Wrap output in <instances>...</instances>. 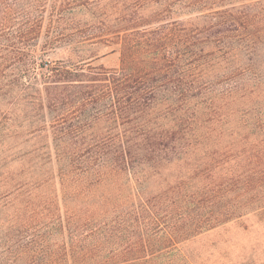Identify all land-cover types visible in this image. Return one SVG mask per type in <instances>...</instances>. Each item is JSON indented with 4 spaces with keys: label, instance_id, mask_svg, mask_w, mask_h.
Returning <instances> with one entry per match:
<instances>
[{
    "label": "trees",
    "instance_id": "16d2710c",
    "mask_svg": "<svg viewBox=\"0 0 264 264\" xmlns=\"http://www.w3.org/2000/svg\"><path fill=\"white\" fill-rule=\"evenodd\" d=\"M253 216L264 0H0V264H197Z\"/></svg>",
    "mask_w": 264,
    "mask_h": 264
},
{
    "label": "rangeland",
    "instance_id": "374dc122",
    "mask_svg": "<svg viewBox=\"0 0 264 264\" xmlns=\"http://www.w3.org/2000/svg\"><path fill=\"white\" fill-rule=\"evenodd\" d=\"M47 51L46 60L69 56L66 46L49 47ZM98 63L117 66L118 54L101 57ZM186 250L197 264H264V222L253 216L244 223H228L195 237L187 243Z\"/></svg>",
    "mask_w": 264,
    "mask_h": 264
}]
</instances>
